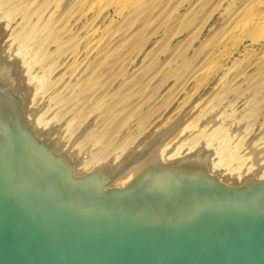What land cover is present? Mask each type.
<instances>
[{
    "label": "rangeland",
    "instance_id": "obj_1",
    "mask_svg": "<svg viewBox=\"0 0 264 264\" xmlns=\"http://www.w3.org/2000/svg\"><path fill=\"white\" fill-rule=\"evenodd\" d=\"M114 1L0 0L2 8L4 4V11L0 7V18L3 17L0 24L4 23V31L10 36L4 40V48L12 44L20 46L26 49L31 65L34 62L31 58L41 61L42 66L37 64L39 68L33 63L32 75L36 74L35 81L42 85L39 104L49 103L52 108L48 111L52 121L49 124L59 129L50 138L53 140L62 133L58 141L67 151L97 115L85 137L79 139L85 143L83 147L79 140L80 148L78 142L74 145L79 153L74 146V150L70 148L76 155L81 154L77 159H85L92 165L88 171L93 174L108 162L116 166L130 154L140 152L150 139L180 116L189 119L197 112L199 118L196 115L194 120L189 119L192 121L190 129L182 135L184 139L178 138L171 144V147L184 144L181 157L188 156L190 148L195 152L201 146L200 140L206 143L212 138L214 144L231 145H226L229 136L234 142L233 148L231 145L227 150L247 155L250 151L247 147L253 144H261L260 149L256 148L263 150L264 30H252L254 27L246 21L252 18V10L260 1L143 0L134 3L129 12ZM24 30L29 33H23ZM31 33L38 34L32 39ZM23 35L29 36H26L28 44ZM29 41L33 42L31 47ZM37 50L45 54L40 53V57ZM38 70L47 77L43 83ZM52 95H55L53 102L49 101ZM194 121L197 127L191 126ZM194 129L193 136L197 138L198 134L199 143L190 133ZM186 137L189 139L185 140ZM191 139L195 145L194 141L190 144ZM183 140H190L186 147ZM123 146L127 152L124 155ZM86 150L89 151L83 155ZM121 153L123 156H119ZM262 155L260 165L254 164L242 182L231 183L229 188H241L251 178L257 180L260 170L264 173ZM116 156L118 159L113 160ZM80 169L83 174L76 175L77 179L86 176L84 169Z\"/></svg>",
    "mask_w": 264,
    "mask_h": 264
},
{
    "label": "water",
    "instance_id": "obj_2",
    "mask_svg": "<svg viewBox=\"0 0 264 264\" xmlns=\"http://www.w3.org/2000/svg\"><path fill=\"white\" fill-rule=\"evenodd\" d=\"M0 24V264H264V180L233 189L211 173L204 143L167 165L149 164L112 189L188 121L180 116L114 167L73 177L57 156L58 127L40 131L28 110L33 90L18 59L8 61Z\"/></svg>",
    "mask_w": 264,
    "mask_h": 264
},
{
    "label": "bare ground",
    "instance_id": "obj_3",
    "mask_svg": "<svg viewBox=\"0 0 264 264\" xmlns=\"http://www.w3.org/2000/svg\"><path fill=\"white\" fill-rule=\"evenodd\" d=\"M116 1H118L119 2V4H120V7H121V9L123 8L124 9V11H125V9L129 12V10L130 9H133L132 7L134 6L133 4L134 3H137V2H141V1H143V0H115L114 2H116ZM147 1V0H146ZM260 2H259V4H257L256 6H255V8H254V10H252L253 11V15H252V18H250V17H248V18H250L249 20H246L247 21V23H249V26H251V28L252 27H254V28H252V30H256V28L258 29H261V28H263V30H264V0H259ZM112 2H113V0H112ZM258 2V1H257ZM139 4V3H138ZM137 4V5H138ZM143 4V3H142ZM1 5H3V8H4V4H1ZM136 4H135V6H137ZM1 8H2V6H0ZM254 7V6H253ZM0 8V11L3 9H1ZM135 8V7H134ZM3 11H4V9H3ZM4 13V12H3ZM7 13V12H6ZM5 13V14H6ZM249 13V12H248ZM8 14V13H7ZM250 14H252V12L250 13ZM249 14V15H250ZM1 15H3V14H1ZM248 15V16H249ZM5 16V15H4ZM6 17V16H5ZM247 17V16H246ZM3 17L1 16V18L0 19H2ZM8 18H9V16H8ZM26 18V17H25ZM247 18V19H248ZM246 19V18H245ZM3 20V19H2ZM25 19H23V21H24ZM26 21V20H25ZM241 23V22H240ZM239 23V24H240ZM244 23V22H243ZM25 26H26V24H24ZM24 25H23V27H24ZM29 25V24H28ZM241 25H242V23H241ZM244 25V24H243ZM245 25H246V22H245ZM244 25V26H245ZM248 26V27H249ZM22 27V26H21ZM31 27V26H30ZM29 27V28H30ZM239 27V26H238ZM243 27V26H242ZM248 27H245V28H248ZM24 28H26V27H24ZM23 28V29H24ZM35 28V27H34ZM244 28V27H243ZM243 28H242V30H243ZM250 28V29H251ZM31 29H33L32 27H31ZM21 30V29H20ZM41 30V29H40ZM39 30V31H40ZM23 31V30H22ZM25 31H27V30H24V32L23 33H25ZM240 31V30H239ZM248 31V30H247ZM249 31H251V30H249ZM34 32V31H33ZM32 32V33H33ZM35 32H37V31H35ZM256 32H257V30H256ZM258 32H260V31H258ZM18 33V31L15 33V34H17ZM23 33H21V34H23ZM27 33H29L28 31H27ZM26 33V34H27ZM31 33V35L33 36V34ZM8 34V33H7ZM20 34V35H21ZM38 34V33H37ZM37 34L36 35H34V36H37ZM39 34H41V31L39 32ZM234 34V33H233ZM262 34V33H261ZM264 34V33H263ZM11 35V34H10ZM13 35V34H12ZM248 35V34H247ZM8 36V35H7ZM22 36V35H21ZM20 36V38H22ZM23 36H25V35H23ZM26 36H28V35H26ZM26 36L24 37V39H27L26 38ZM34 36L33 37H31L32 39L34 38ZM89 36H91V35H89ZM88 36V37H89ZM236 36H238V35H236ZM262 37H263V35H261ZM8 37H10V36H8ZM12 37H15L14 35L12 36ZM29 37V36H28ZM234 37V36H233ZM20 38L19 37H17L16 39H18L19 41H23V40H20ZM238 38V37H237ZM7 39V38H6ZM31 39V40H32ZM35 39H36V37H35ZM38 40V39H37ZM26 41H28V39L27 40H25V43H26ZM35 41V40H34ZM39 41V40H38ZM89 41V40H88ZM236 41V40H235ZM242 41V40H241ZM15 42V41H14ZM13 42V43H14ZM18 42V41H17ZM17 42L15 43V44H17ZM30 42V41H29ZM31 43H33L32 41L30 42V47H31ZM231 43H233V42H231ZM230 43V44H231ZM5 44V43H4ZM10 44H11V42H10ZM22 46H23V44L22 43H20ZM26 44H28V43H26ZM26 44H24L25 46H26ZM37 44H40L39 42H37ZM229 44V43H228ZM229 44V45H230ZM18 45H19V42H18ZM17 46V45H16ZM4 47H5V45H4ZM6 47H7V45H6ZM27 47V46H26ZM35 47H37V45H35ZM29 48V47H28ZM232 48V47H231ZM25 49V48H24ZM24 49H22L20 46H18V47H15L14 46V44H12V45H8V47L7 48H5V53H6V57H7V60L8 61H14V60H16V59H18L19 61H20V67H21V69L24 71V77L26 78V82H25V84L28 86V87H31L32 88V90H33V93H32V96H31V98H30V101H29V104H28V110H34V109H38L39 108V106H40V104H39V100H41L40 99V96H39V92L41 91L40 89H41V86L42 85H39L40 84V82H38L37 83V81H35V80H37L35 77V75L33 76L32 75V71H33V67H34V65H33V63L34 62H36L35 61V59L33 60L32 58H31V60L32 61H34L33 63H32V65H31V63H29V61L27 60V57H26V53L24 52V51H26V49L24 50ZM37 49V48H36ZM42 49V48H41ZM40 49V50H41ZM33 50V49H32ZM31 51V50H30ZM38 51V53H39V50H37ZM27 52V51H26ZM32 52V51H31ZM30 52V55H32L34 52H35V50H34V52L33 53H31ZM40 53H42L41 51H40ZM39 53V54H40ZM42 54H45V53H42ZM36 55V54H35ZM28 56V55H27ZM44 56V55H43ZM33 57V56H32ZM38 57V56H37ZM40 57H42L41 56V54H40ZM29 58V57H28ZM34 58V57H33ZM37 59V58H36ZM38 59H40L39 57H38ZM37 59V60H38ZM41 59H43V58H41ZM40 59V60H41ZM30 60V59H29ZM40 60H38V61H40ZM44 62V61H43ZM39 63V65L41 64V61L40 62H36V65L35 66H37L38 67V64ZM211 63V62H210ZM35 64V63H34ZM212 64V63H211ZM45 65V64H44ZM40 66H42V65H40ZM52 67V66H51ZM39 68V67H38ZM48 68H49V66H48ZM44 69V68H43ZM47 69V68H46ZM46 69H45V71H46ZM51 68H49V70H50ZM206 69V68H205ZM40 70V69H39ZM38 70V71H39ZM48 70V71H49ZM209 70V69H208ZM52 71V70H51ZM42 72H43V70H42ZM44 74H45V72H44ZM39 77H41L40 79H43V81H42V83L45 81V79L47 78V77H45L44 75L42 76L41 74H40V71H39ZM41 75V76H40ZM201 75V74H200ZM203 76V75H202ZM38 77V76H37ZM38 77V78H39ZM42 77H44V78H42ZM47 80V79H46ZM41 81V80H40ZM49 83V82H48ZM47 83V84H48ZM46 85V84H45ZM46 86H48V85H46ZM42 89H44V91H45V89H46V87H44V88H42ZM44 91H42V92H44ZM41 92V93H42ZM43 96V95H42ZM54 96L55 95H52L49 99V101H51L52 100V98H53V100H54ZM53 100H52V102H53ZM51 102V103H52ZM41 103V102H40ZM50 103V104H51ZM49 104V103H48ZM47 104V106L43 109V111H41L37 116H36V118H35V120H34V124H35V126L40 130V131H46V130H48L47 129V127H49L48 125H50L49 124V122H52L51 120H49V117H48V111H49V109H52V108H49L50 106ZM42 105V104H41ZM53 105V104H52ZM49 106V107H48ZM190 113V112H189ZM50 115V114H49ZM189 115V114H188ZM196 115H197V112H196V114L194 113V115H193V117L191 116V117H189V119H193L194 120V117H196ZM200 115V114H199ZM56 116H59V115H55V118H57ZM186 116V115H185ZM54 117V116H53ZM53 117H51V119L53 118ZM187 117V116H186ZM197 117H198V115H197ZM196 117V118H197ZM199 118V117H198ZM188 119V121H187V123L178 131V132H176L160 149H158L152 156H150L144 163H142L137 169H135L131 174H129L128 176H126V177H122V178H119V179H117L116 181H115V183L113 184V185H115L116 187H118V186H120V187H122L121 189H125V188H123V186L125 187V186H129L130 184H131V182H132V180L133 179H135L149 164H151L152 162H155V161H158V162H160L161 164H164V165H167V164H169L170 162H172V161H174V160H176L177 158L179 159V158H182L181 157V151H182V149H183V147H184V144L183 143H180V144H178V145H174L173 147H171V144L173 143V141L174 140H176L177 139V141L179 140V139H181V138H183L184 136H182L185 132H187V130H189L190 128H189V122H191L192 120H189ZM52 120H54V119H52ZM212 121H214V119L212 120ZM197 122H199L198 120H197ZM173 123V122H172ZM171 123V124H172ZM195 121H194V125H191V124H193V123H191L190 125L191 126H195ZM213 123H215V121L213 122ZM198 124V123H197ZM196 124V125H197ZM211 125H213V124H211ZM51 127L53 126L52 124L50 125ZM165 126V125H164ZM170 126V125H169ZM169 126H167V127H169ZM210 126V125H209ZM213 126H215V125H213ZM68 127H71V124H70V126H68ZM68 127H66V128H68ZM195 127H197V126H195ZM195 127H193V128H195ZM207 127V126H206ZM216 127V126H215ZM65 128V129H66ZM161 128V127H160ZM192 128V127H191ZM217 128V127H216ZM49 129H50V127H49ZM159 129V128H158ZM166 129V128H165ZM215 129V128H214ZM59 130V129H58ZM68 130H69V128H68ZM71 130V129H70ZM161 130V129H160ZM192 130V129H191ZM67 130H65V132H66ZM159 131V130H158ZM157 131V132H158ZM164 131V130H163ZM195 131V129L192 131V132H190V131H188V133L190 132V133H193ZM199 131L201 132V130L199 129ZM57 132H59V131H57ZM61 132V131H60ZM69 132V131H68ZM162 132V131H161ZM160 132V133H161ZM205 132V131H204ZM64 133V132H63ZM89 133V132H88ZM154 133H156V132H154ZM196 133H198V132H196ZM57 134V133H56ZM187 134V133H186ZM202 134V133H201ZM201 134H200V137H201ZM213 134V133H212ZM85 135V134H84ZM152 135V134H151ZM190 135V134H189ZM194 135V133L192 134V137L194 138L195 136H193ZM63 136V135H62ZM87 136V135H86ZM182 136V137H181ZM197 136V138L199 137L198 136V134L196 135ZM238 136V135H237ZM82 137H85V136H82ZM149 137V136H148ZM192 137H190L189 136V138H192ZM203 137H205V135L203 136ZM202 137V138H203ZM179 138V139H178ZM187 138V137H186ZM185 138V140H188L189 138H187L186 139ZM197 138H194V139H196V141L198 140L199 141V139H197ZM234 138V137H233ZM235 138H237V137H235ZM240 138V137H239ZM61 139V138H60ZM59 139V140H60ZM75 139V138H74ZM149 139V138H148ZM147 139V140H148ZM184 139V138H183ZM201 139V138H200ZM212 139V138H211ZM207 140L206 141V143H204V149L206 150V151H213V155L210 157V164H211V173L209 172V170H208V174H209V176H216V178L219 180V183L220 184H223V185H225L226 187H230V184L231 183H238V182H242L243 181V179L245 178L244 176H245V174L248 172L249 173V171L254 167V164H257L258 165V162H259V165H260V163H261V161H262V159H261V155L262 154H264V148H261V149H263V150H258V148H256L257 146H259V145H261V144H258L257 146L255 145V144H253V145H250V146H248L247 148H248V150H250L249 151V153L247 154V155H243L244 153L242 152V154L241 153H235V149L233 150V151H231L230 149H228L227 150V148H229L228 146H231L232 145V148H233V144H232V142H234L233 140H232V136H229V138L226 140V145L229 143V144H231V145H228V146H223V144L222 143H218V144H214V141H215V139H214V141L213 140ZM49 140L50 141H52V138H49ZM54 140V139H53ZM182 140V139H181ZM80 141V140H79ZM100 141V140H99ZM177 141H175V143L177 142ZM192 141H194V145H195V140H192L191 139V143L190 144H192ZM197 141V142H198ZM201 141V143L200 144H202V140H200ZM235 141H237L236 139H235ZM81 142V141H80ZM182 142H185V147H186V144H187V142H190V140L189 141H182ZM218 142V141H217ZM217 142H215V143H217ZM220 142V141H219ZM258 142V141H257ZM84 143V142H83ZM82 142H81V144L78 142V146H79V148H80V145H81V148L83 147V144ZM199 143V142H198ZM256 143V142H255ZM261 143V142H260ZM80 144V145H79ZM85 144V143H84ZM98 144V143H97ZM238 144H239V141H238ZM241 144V143H240ZM246 144V143H245ZM263 144V143H262ZM197 145V144H196ZM244 145V144H243ZM255 145V146H254ZM66 146V145H65ZM75 146H76V144H75ZM75 146L73 147L74 149H75V151H76V149H78L79 150V148H75ZM125 146V145H124ZM124 146H123V148L121 149L122 151H123V155H124V152H126V147H125V149H124ZM145 146V145H144ZM188 146V145H187ZM190 146V145H189ZM234 146H237V148H238V145H236L235 143H234ZM141 147H142V145H141ZM140 147V148H141ZM195 147V146H194ZM193 147V148H194ZM198 147V146H197ZM196 147V148H197ZM226 147V148H225ZM260 147L261 146H259V149H260ZM63 148L64 147H62V144L59 142V141H57V143L55 144V146H54V148H53V153L55 154V155H57V156H59V155H61L62 153H65L66 151H64L63 150ZM72 148V149H73ZM87 148H88V146H87ZM195 148V149H196ZM72 149L70 150V151H72ZM73 149V150H74ZM92 148H90V150H91ZM125 151H124V150ZM186 149V148H185ZM65 150H66V148H65ZM77 150V151H78ZM85 150V149H84ZM194 150V149H193ZM193 150H191V148H190V150L189 151H193ZM76 151V152H77ZM87 151H89V150H86L85 152H83L84 154L83 155H85V154H87ZM92 151V150H91ZM90 151V152H91ZM120 151V150H119ZM242 151V150H241ZM247 150H245V152H246ZM73 152V153H72ZM72 152H67V157L70 159V161L71 162H75V161H80L79 163H77V164H75L74 166H73V170H72V175H73V177H75L76 178V175H78V174H83V173H81L80 171H78L80 168H82V169H84V170H82V169H80V170H82L83 172H86V176L87 175H89V174H91L90 172L92 171H88V169H92L91 168V164H88V163H86V161H85V159H77V156L79 155V154H75L74 153V151H72ZM81 153H82V150L80 151ZM93 152V151H92ZM190 152V153H191ZM194 152V151H193ZM238 152H240V151H238ZM78 153H79V151H78ZM127 153V152H126ZM130 153H131V151H130ZM183 153V152H182ZM186 153H188L187 151H186ZM190 153H189V155H190ZM135 154V153H134ZM134 154H130L129 156H127L126 158H128V157H130V156H132V155H134ZM136 154H137V152H136ZM81 155V154H80ZM79 155V156H80ZM122 155V153L119 155V156H121ZM122 155V156H123ZM126 155H128V154H126ZM180 156V157H177V156ZM184 155V154H183ZM87 156V155H86ZM85 156V157H86ZM88 156H90V155H88ZM91 156H93L94 157V155H91ZM90 156V157H91ZM99 156V155H98ZM101 156V155H100ZM119 156H116V158L114 157V159L113 160H115V159H118V157ZM262 156H264V155H262ZM92 157V158H93ZM177 157V158H176ZM84 158V157H83ZM91 158V159H92ZM121 158V157H120ZM173 158H176V159H173ZM91 159H89V160H91ZM100 159V158H99ZM103 159V158H102ZM87 160V159H86ZM93 160V159H92ZM112 160V161H113ZM111 161V162H112ZM87 162H89V161H87ZM100 162V161H99ZM116 162H118V160L116 161ZM115 162V163H116ZM90 163H91V161H90ZM95 163V162H94ZM95 165V164H94ZM98 165V164H97ZM100 165V164H99ZM105 165V164H104ZM257 165H255L256 167H257ZM80 166H82V167H80ZM110 167H114L113 165H109ZM78 167H80L79 169H78ZM99 168H101V167H99ZM97 169H98V167H97ZM87 171L89 172V174L87 173ZM98 170H96V171H94V173H96ZM263 172V171H262ZM261 172V170H260V172H259V177H258V179H257V181H261L263 178H264V173H262ZM93 173V174H94ZM247 173V174H248ZM256 173V172H255ZM250 174V173H249ZM258 174V173H257ZM260 174H262V175H260ZM92 175V174H91ZM85 176V175H84ZM257 176V175H256ZM77 177H79V176H77ZM255 177V176H254ZM82 178H83V175H82ZM249 178V177H248ZM256 178V177H255ZM252 179V178H251ZM250 179V180H251ZM222 180H223V182H222ZM249 179H248V181H250ZM247 181V182H248ZM245 183H246V181H245ZM232 185V184H231ZM243 185H244V182H243ZM235 186V185H234ZM237 186V185H236ZM240 186V185H239Z\"/></svg>",
    "mask_w": 264,
    "mask_h": 264
}]
</instances>
